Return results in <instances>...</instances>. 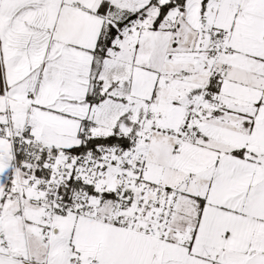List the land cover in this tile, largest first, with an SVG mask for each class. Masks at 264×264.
<instances>
[{
  "label": "snow or ice",
  "instance_id": "obj_1",
  "mask_svg": "<svg viewBox=\"0 0 264 264\" xmlns=\"http://www.w3.org/2000/svg\"><path fill=\"white\" fill-rule=\"evenodd\" d=\"M0 264H264V0H0Z\"/></svg>",
  "mask_w": 264,
  "mask_h": 264
}]
</instances>
